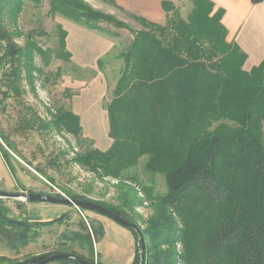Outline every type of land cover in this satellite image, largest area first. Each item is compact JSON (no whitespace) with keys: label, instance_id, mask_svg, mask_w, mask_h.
Wrapping results in <instances>:
<instances>
[{"label":"trees","instance_id":"trees-1","mask_svg":"<svg viewBox=\"0 0 264 264\" xmlns=\"http://www.w3.org/2000/svg\"><path fill=\"white\" fill-rule=\"evenodd\" d=\"M42 1L0 0V104L23 96L24 78L36 91L35 72L42 69L34 60L46 55L32 32L23 34L17 24L27 3L38 6ZM104 1L116 5L114 0ZM191 3L184 18L172 0H163L165 24L130 14L142 25L135 29L87 0H49V14L88 30L118 37L101 26L107 22L131 33L129 44L118 54L108 52L97 60L99 70L112 58L122 61L106 105L113 143L106 150L87 148L73 158L98 177L116 179L121 185L110 201L72 191L66 195L106 206L137 224L145 237L146 264H264V60L246 69L247 54L227 41L223 10L214 11L211 0ZM59 28L58 53L71 61L68 31L62 24ZM17 37H23L24 44ZM50 115V120H43L35 113L26 123L33 126L37 121L42 129L81 135L83 126L73 110L60 106ZM0 152L18 185L28 191L1 145ZM141 161L150 183L130 173ZM157 176L164 179L165 192L156 191ZM25 202L18 201V207ZM144 204L152 210L140 223L137 210ZM70 207L83 216L89 211ZM9 212L0 198V243L22 255L45 226L64 224L72 210L48 221H31L24 211L18 217ZM90 227L92 234H65L68 242H78L82 249L87 244L88 254L75 252L66 243L54 251L0 256V264H29L65 252L104 264L94 246L104 229L95 220ZM133 234L137 243L133 264H140L139 238ZM59 260L82 264L70 257Z\"/></svg>","mask_w":264,"mask_h":264},{"label":"rangeland","instance_id":"rangeland-1","mask_svg":"<svg viewBox=\"0 0 264 264\" xmlns=\"http://www.w3.org/2000/svg\"><path fill=\"white\" fill-rule=\"evenodd\" d=\"M89 1L99 6L109 3L104 0ZM48 4L49 0H43L38 6L29 2L19 15L18 28L25 35L32 32L34 40L42 47L46 56L38 55L34 60L35 65L42 69V73L35 72L36 91L32 92L24 78L21 81V86L25 90L23 96L19 100L8 98L0 104V145L10 154L9 159L17 176L26 177L42 184L47 192H58L66 195L67 191H72L95 199L104 196L105 201H110L106 199L107 195L109 198L114 197L117 194V186L121 183L113 178L98 177L95 173L75 163L73 158L75 153L85 151L87 148L95 147L106 150L112 145L113 139L109 135L106 105L112 98L122 61L112 58L102 70H99L97 64L94 67H81L74 57L71 61L63 60L64 58L58 53L61 33L59 25L63 17L49 14ZM177 7L181 16L185 18L192 8L191 0H179ZM113 10L115 16L127 22L130 27L142 28V25L131 17V13L119 8ZM65 20L68 26L72 28L70 39L75 45L72 53L76 58L82 53L88 60H92L96 54L102 51L105 43L99 39L95 40L88 34H95L96 32L106 36L105 34L99 31L92 32V30L85 28V32L81 35L78 24L68 19ZM6 26L10 31L13 30L9 21L6 22ZM101 26L116 32L118 35V37L107 35L116 43V47L110 51L112 55L118 54L120 49L129 44L130 29L116 28L107 22L101 23ZM85 36L87 37L85 38ZM17 41L24 44L23 37H17ZM81 43H84V46ZM87 46L90 47L88 51H86ZM84 47L86 48L82 50ZM77 101L79 102V116L83 126L79 136L67 132L58 133L55 129H42L37 121L32 124L33 126L26 123V118L29 116L34 118L35 113L43 120H50V111H54L60 106L75 111ZM7 140L12 144V149ZM142 165L143 161L130 173L137 174L142 181L150 183L152 179L143 174ZM154 181L156 191L165 192L164 179L157 176ZM28 187V191H32L31 188L33 189L35 186L30 185ZM2 189L0 188V190ZM18 201L20 200L5 199V203L10 209L9 214L14 217L20 216L23 211L18 207ZM151 210L148 204L139 207L137 211L142 215L139 217L140 223L151 213ZM90 226V218L87 215L83 216L79 210L73 209L70 218L64 224L45 226L37 241L30 243L23 250L22 255H16L5 243L1 242L0 256L20 257L44 251H54L59 249L60 244L66 243L75 252L88 254L87 244L82 249L78 242L74 244L68 242L65 234L74 231H85L92 234ZM141 227L143 226L141 225ZM48 264L77 263L62 262L55 259Z\"/></svg>","mask_w":264,"mask_h":264},{"label":"crops","instance_id":"crops-1","mask_svg":"<svg viewBox=\"0 0 264 264\" xmlns=\"http://www.w3.org/2000/svg\"><path fill=\"white\" fill-rule=\"evenodd\" d=\"M163 0H114L115 4L123 11L135 14L146 18L149 21L165 24L167 21V12L162 6ZM178 6L179 0H172ZM214 2V11L219 9L223 10L221 18L222 23L227 29V41L236 43L246 54L247 60L245 68L250 70L253 66L261 63L264 60V0L260 3H253L251 0H211ZM95 8L103 10L107 13L114 14L113 4H93L87 1ZM105 3V2H103ZM63 18L61 24L68 31L66 37L67 49L72 53L74 42L70 39L72 28L68 26ZM67 24V25H66ZM79 25V24H78ZM85 32V27L79 25V33L82 35ZM95 32V31H92ZM90 33V32H88ZM95 40L103 41L105 46L102 51L96 54L93 59H87L84 54H80L78 58L72 53V57L77 60L81 67H88L96 65L97 60L102 55L110 52L115 46V42L109 36L95 34H88ZM87 36H85L86 38ZM84 41V40H83ZM84 46V43H81ZM86 47L82 48L84 50ZM90 50L87 46L86 51ZM83 96V95H82ZM81 97V96H79ZM79 102H76L75 113H80ZM105 114V112H103ZM107 114V111H106ZM80 117V116H79ZM21 185L27 190L28 186H35L31 190L44 191L45 188L42 184L34 180H29L26 177H19ZM4 184V187H2ZM28 187V188H27ZM0 188L2 190H23L19 187L13 175L9 171L7 164L0 152ZM24 191V190H23ZM104 200L105 197L96 198ZM106 199H110L107 195ZM23 209L24 214L28 216L31 221H48L60 217L64 213L73 210L69 205L55 204L48 202H32L26 203L20 207ZM91 220H95L101 224L104 229L103 237L94 243L95 254L104 264H133L136 252V238L133 232L124 225L114 221L113 219L96 213L87 212Z\"/></svg>","mask_w":264,"mask_h":264},{"label":"water","instance_id":"water-1","mask_svg":"<svg viewBox=\"0 0 264 264\" xmlns=\"http://www.w3.org/2000/svg\"><path fill=\"white\" fill-rule=\"evenodd\" d=\"M0 198L1 199H16L20 200L26 203H32V202H48V203H55V204H64V205H73L77 208H83L87 210H92L95 212H98L102 215H105L114 221L124 225L125 227L129 228L132 232H134L138 238H139V244H140V254H141V263L140 264H146V245H145V237L142 233L141 229L137 226V224H134L131 221L126 220L124 217L119 215L114 210L103 206L101 204H98L96 202L85 200V199H79L75 197H70L67 195H56L54 193L50 192H44V191H9V190H0ZM71 258L79 261L82 264H97L96 262H90L87 261L73 253H55L52 254L44 259H41L37 262L29 263V264H46L48 262L54 261L55 259H61V258Z\"/></svg>","mask_w":264,"mask_h":264},{"label":"built area","instance_id":"built-area-1","mask_svg":"<svg viewBox=\"0 0 264 264\" xmlns=\"http://www.w3.org/2000/svg\"><path fill=\"white\" fill-rule=\"evenodd\" d=\"M63 194V193H62ZM64 195V194H63Z\"/></svg>","mask_w":264,"mask_h":264}]
</instances>
